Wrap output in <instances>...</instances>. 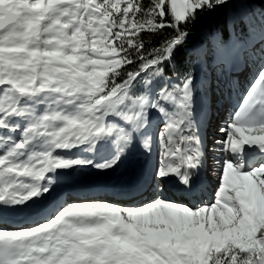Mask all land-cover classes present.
Listing matches in <instances>:
<instances>
[{"label": "snow or ice", "instance_id": "obj_1", "mask_svg": "<svg viewBox=\"0 0 264 264\" xmlns=\"http://www.w3.org/2000/svg\"><path fill=\"white\" fill-rule=\"evenodd\" d=\"M0 264H264V0H0Z\"/></svg>", "mask_w": 264, "mask_h": 264}, {"label": "bare ground", "instance_id": "obj_2", "mask_svg": "<svg viewBox=\"0 0 264 264\" xmlns=\"http://www.w3.org/2000/svg\"><path fill=\"white\" fill-rule=\"evenodd\" d=\"M124 175H125V172L123 169H121L120 172L114 174L111 177H104V178H100V179L107 180L110 183H119L124 178ZM91 178H94V177H88L86 179H91Z\"/></svg>", "mask_w": 264, "mask_h": 264}]
</instances>
